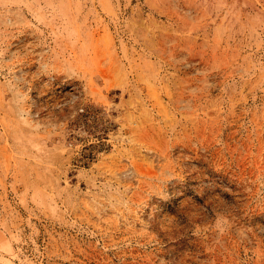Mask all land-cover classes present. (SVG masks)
Masks as SVG:
<instances>
[{
  "label": "rangeland",
  "instance_id": "obj_1",
  "mask_svg": "<svg viewBox=\"0 0 264 264\" xmlns=\"http://www.w3.org/2000/svg\"><path fill=\"white\" fill-rule=\"evenodd\" d=\"M0 264H264V0H0Z\"/></svg>",
  "mask_w": 264,
  "mask_h": 264
}]
</instances>
